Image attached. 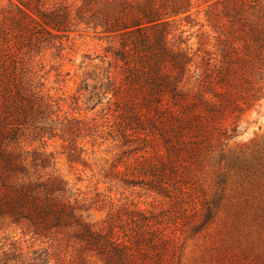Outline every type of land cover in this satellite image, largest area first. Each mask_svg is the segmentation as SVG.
Listing matches in <instances>:
<instances>
[{"label": "rangeland", "instance_id": "374dc122", "mask_svg": "<svg viewBox=\"0 0 264 264\" xmlns=\"http://www.w3.org/2000/svg\"><path fill=\"white\" fill-rule=\"evenodd\" d=\"M209 4L194 0L189 16L171 20L175 42L196 51L202 32L209 30ZM3 7L7 0H0ZM82 13L91 10L73 9L61 32L47 27V33L38 28L0 33V59L25 64L28 78L43 83L51 96V117L59 112L72 127L64 132L55 120L50 122L52 135L36 138L28 134L30 123L22 124L30 177L60 176L85 216L124 225L131 240L136 228L129 218L158 216L161 231L177 239L160 260L151 252L149 259L129 264H264V97L239 113L236 130L228 124L226 130H214L212 138L203 137L202 153L180 159L179 176L169 172L156 184L146 168L157 162V152L166 153V143L149 127L125 132L122 114L130 110L119 106L112 92L105 97L102 89L109 70L120 83L121 64L109 51L118 45L117 38L87 23ZM196 52L200 62L204 52ZM261 85L264 94V76ZM171 142L176 144L174 138ZM3 189L0 179V194ZM66 248L57 239L35 234L27 222L0 217V264H104L96 255L84 263L72 259Z\"/></svg>", "mask_w": 264, "mask_h": 264}, {"label": "trees", "instance_id": "16d2710c", "mask_svg": "<svg viewBox=\"0 0 264 264\" xmlns=\"http://www.w3.org/2000/svg\"><path fill=\"white\" fill-rule=\"evenodd\" d=\"M7 2L8 7L0 10L3 35L7 29L29 33L38 28L47 33L48 27L61 32L73 9H86L91 14L81 17L86 16L87 23L94 22L117 38L118 45L109 51L121 64L120 83L109 70L107 82L102 81L103 93L106 97L112 92L118 105L131 111L122 114L125 132L149 127L161 133L166 153L157 152V162L146 168L156 184L169 172L179 176L180 159L202 153L203 137L212 138L214 130H226L228 124L236 130L239 113L264 97V0H204L210 2L206 11L209 30L202 32L204 40H199L196 49L204 52L200 62L192 46L171 37V20L181 14L189 16L194 0ZM27 71L16 58L0 59V179L4 186L0 217L16 224L27 222L35 234L70 248L71 258L82 263L96 255L104 264H129L149 259L151 252L160 260L177 237L161 231L158 216L140 213V219L129 218L136 228L131 240L124 225L107 220L97 223L85 216L79 199L69 195L72 188L60 176L30 177L23 156L29 150L22 145L21 136L26 135L22 124L30 123L28 134L36 138L52 135L55 128L50 122L55 120L64 132L72 127L70 119L61 118L59 112L56 119L51 117L55 113L51 96L44 92L43 83L28 78ZM206 205L208 210L210 204Z\"/></svg>", "mask_w": 264, "mask_h": 264}]
</instances>
